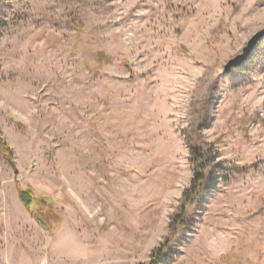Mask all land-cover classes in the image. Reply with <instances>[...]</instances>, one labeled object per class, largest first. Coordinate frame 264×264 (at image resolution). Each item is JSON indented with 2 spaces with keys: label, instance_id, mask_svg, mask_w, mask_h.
<instances>
[{
  "label": "rangeland",
  "instance_id": "1",
  "mask_svg": "<svg viewBox=\"0 0 264 264\" xmlns=\"http://www.w3.org/2000/svg\"><path fill=\"white\" fill-rule=\"evenodd\" d=\"M262 28L264 0H0V264H143L169 235L155 264H264V37L223 72Z\"/></svg>",
  "mask_w": 264,
  "mask_h": 264
},
{
  "label": "trees",
  "instance_id": "2",
  "mask_svg": "<svg viewBox=\"0 0 264 264\" xmlns=\"http://www.w3.org/2000/svg\"><path fill=\"white\" fill-rule=\"evenodd\" d=\"M192 152L198 156L199 158H202L203 154H201L200 151L195 150L192 147ZM0 153L6 158V160L10 163V165L12 164V152L10 147L6 144V142L3 140L2 138V134L0 132ZM205 165L201 166L200 169H195L194 170V175L191 179V182L189 183V187L183 192V197H187V203H191L194 202L197 198L198 195L201 194V192L206 188V183L205 181H207V175L204 172L205 169ZM20 196V199L23 201V203L26 205V207L34 214V216H36V218L44 225H46V221H45V214L49 215L51 214V210L48 209L49 207H47V205L49 204L48 202H46L47 200H43V198H35V195L28 189H18L17 190ZM37 199L38 202L41 204V209L40 208H34L33 206V202L34 200ZM184 215L183 213H180L179 215H177L174 218V221L171 222L173 223L175 226H173V229H176V227L182 225L184 222ZM170 236L173 235H169L166 239V241H164L162 244H160L158 247H155V249H153L152 253H151V257L150 260L147 261V263H143V264H155L157 261H159L163 255H164V251L165 248H168V240H170Z\"/></svg>",
  "mask_w": 264,
  "mask_h": 264
},
{
  "label": "water",
  "instance_id": "3",
  "mask_svg": "<svg viewBox=\"0 0 264 264\" xmlns=\"http://www.w3.org/2000/svg\"><path fill=\"white\" fill-rule=\"evenodd\" d=\"M264 37V28L256 31L254 34H252L247 40V43L242 48V51L237 53L234 57L230 58L223 66V72L228 73L232 68L238 67L239 65H242L245 60L248 59L250 56V51L253 50L259 39Z\"/></svg>",
  "mask_w": 264,
  "mask_h": 264
}]
</instances>
